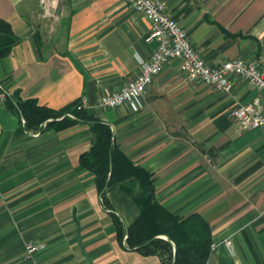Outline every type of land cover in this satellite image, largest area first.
<instances>
[{
  "label": "crops",
  "instance_id": "0c3cea01",
  "mask_svg": "<svg viewBox=\"0 0 264 264\" xmlns=\"http://www.w3.org/2000/svg\"><path fill=\"white\" fill-rule=\"evenodd\" d=\"M164 1L207 63L241 58L264 69V0ZM0 17L18 37L0 58L8 92L0 102V264H163L118 242L94 174L79 163L94 140L89 125L28 128L10 103L29 98L72 109L70 118L81 107L108 124L122 152L152 173L158 203L209 223L215 249L206 264H264V135L240 131L231 116L257 94L245 79L217 90L188 80L173 59L139 111L100 108L99 97L134 78L152 53L149 19L125 0H0ZM106 197L124 225L138 215L121 188ZM28 241L43 245L30 258Z\"/></svg>",
  "mask_w": 264,
  "mask_h": 264
},
{
  "label": "trees",
  "instance_id": "16d2710c",
  "mask_svg": "<svg viewBox=\"0 0 264 264\" xmlns=\"http://www.w3.org/2000/svg\"><path fill=\"white\" fill-rule=\"evenodd\" d=\"M17 41L11 25L0 17V58L8 55ZM10 109L23 117L28 128H42L45 123V127L58 129L75 120L89 125L94 140L90 149L79 156V163L94 174L102 204L111 211L117 240L124 248L156 255L163 264H206L212 242L209 223L198 213L180 217L158 203L152 173L122 152L114 143L108 124L81 107L70 118L64 114L72 109L55 110L32 98L11 102ZM113 187L125 191L139 209L136 218L127 225L111 209L106 197Z\"/></svg>",
  "mask_w": 264,
  "mask_h": 264
},
{
  "label": "built area",
  "instance_id": "2783aa9c",
  "mask_svg": "<svg viewBox=\"0 0 264 264\" xmlns=\"http://www.w3.org/2000/svg\"><path fill=\"white\" fill-rule=\"evenodd\" d=\"M134 10L150 20L147 41L154 42L150 56L140 61L137 75L126 82L120 89L102 95L96 105L100 108H117L127 105L132 111H139L142 106V94L152 83L154 77L170 60L177 59L185 77L190 81H200L206 86L230 92L231 77L245 79L257 91L249 102L234 107L231 116L242 132L259 129L264 135V69L241 58L228 59L216 65L207 63L200 52L195 49L186 31L173 19L164 0H125ZM8 92L0 82V102L7 99ZM81 99V105L86 104ZM229 246L230 241L224 240ZM43 245L28 241L25 244V256L30 258ZM215 249L211 244L210 252Z\"/></svg>",
  "mask_w": 264,
  "mask_h": 264
}]
</instances>
